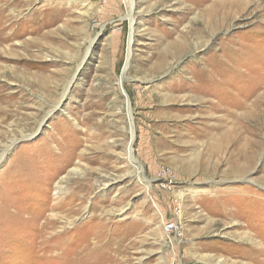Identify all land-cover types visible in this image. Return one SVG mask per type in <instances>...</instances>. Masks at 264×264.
Segmentation results:
<instances>
[{
  "label": "rangeland",
  "instance_id": "rangeland-1",
  "mask_svg": "<svg viewBox=\"0 0 264 264\" xmlns=\"http://www.w3.org/2000/svg\"><path fill=\"white\" fill-rule=\"evenodd\" d=\"M136 3L124 71L129 0H0V264H264V0Z\"/></svg>",
  "mask_w": 264,
  "mask_h": 264
},
{
  "label": "bare ground",
  "instance_id": "bare-ground-1",
  "mask_svg": "<svg viewBox=\"0 0 264 264\" xmlns=\"http://www.w3.org/2000/svg\"><path fill=\"white\" fill-rule=\"evenodd\" d=\"M136 0H129V14H128V18L131 20V36H130V42H129V45H128V55H127V62H126V67H125V71L126 69L128 68L129 64H130V60H131V56H132V37H133V34L132 32L135 30L134 29V24H133V21H134V16H133V11H134V8L136 6ZM124 77H125V74L121 76L120 78V85H121V79L124 80ZM124 85V84H123ZM70 84L67 85V89L69 88ZM121 87V86H120ZM122 89V87H121ZM123 90V89H122ZM129 107H130V104H129ZM129 113H130V116H132L131 114V107L129 108ZM132 119V117H131ZM132 135H133V139L135 137V129L132 128ZM129 158L131 159L132 162H136L137 165H138V169H139V172L142 173V169L143 167L140 165V163H138V159H136L133 155V149L132 147H130V150H129Z\"/></svg>",
  "mask_w": 264,
  "mask_h": 264
},
{
  "label": "built area",
  "instance_id": "built-area-1",
  "mask_svg": "<svg viewBox=\"0 0 264 264\" xmlns=\"http://www.w3.org/2000/svg\"><path fill=\"white\" fill-rule=\"evenodd\" d=\"M165 231L168 236H173L174 239L178 237L181 233V221L180 220H172V221H165Z\"/></svg>",
  "mask_w": 264,
  "mask_h": 264
},
{
  "label": "water",
  "instance_id": "water-1",
  "mask_svg": "<svg viewBox=\"0 0 264 264\" xmlns=\"http://www.w3.org/2000/svg\"><path fill=\"white\" fill-rule=\"evenodd\" d=\"M125 71V70H124ZM123 89V92L125 93L126 97H127V94H126V91H125V88H124V85H123V79H121V85H120ZM128 99V97H127ZM128 102H129V99H128Z\"/></svg>",
  "mask_w": 264,
  "mask_h": 264
}]
</instances>
